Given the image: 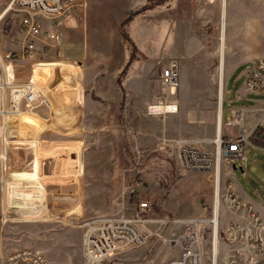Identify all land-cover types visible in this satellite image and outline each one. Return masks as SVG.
<instances>
[{"label":"rangeland","instance_id":"obj_1","mask_svg":"<svg viewBox=\"0 0 264 264\" xmlns=\"http://www.w3.org/2000/svg\"><path fill=\"white\" fill-rule=\"evenodd\" d=\"M5 7L0 0V77L13 80L1 92L9 100L13 86L33 82L45 102L36 113L0 114V137L5 120L10 138L0 148L7 155L0 160V264L23 249L50 264H88L85 224L135 220L142 203L149 204L141 214L144 243L100 264H164L180 253L188 219L206 220L205 264H214L217 185L223 229L230 179L250 201L264 203V153L248 149L243 171L222 161L217 182L214 171L183 170L160 143L204 139L213 152L220 103L225 120L233 108L264 103L245 88L252 61L264 58V0H85L55 26L59 46L40 43L34 59L24 60L20 17L4 16ZM171 60L180 68L169 97L178 112L151 116L148 107L165 101L159 64ZM238 132L222 125L223 140ZM227 260L221 245L216 264Z\"/></svg>","mask_w":264,"mask_h":264},{"label":"built area","instance_id":"obj_2","mask_svg":"<svg viewBox=\"0 0 264 264\" xmlns=\"http://www.w3.org/2000/svg\"><path fill=\"white\" fill-rule=\"evenodd\" d=\"M5 4L4 16L14 13L20 17L19 33L21 49L19 59H34L39 50V44L54 48L59 46L60 37L55 26L62 24L80 10L85 0H2ZM11 53L7 59H11ZM158 78L164 91V102L152 104L148 107L151 116H162L178 112L175 100L169 103V97H175L180 84L179 63L171 60L166 64H159ZM10 76V75H8ZM6 77V83L0 77V114L4 113H36L45 101L43 92L34 86L33 82L26 85L13 86L9 100L5 92L6 86H11V80ZM245 88L248 93L264 95V58L252 61L251 68L246 75ZM173 107L174 110L169 111ZM259 113L254 125L246 128V117L249 113L244 107L233 108L228 119L222 113V125L227 128H238L236 136L214 141V151L208 150L206 145L209 140L179 139L160 143V151H172L176 154L180 166L185 171H214L217 177L219 162L226 161L232 170L234 166L247 164V150L250 148L264 153V104L256 109ZM9 127L2 123L4 137H0L1 145H8ZM222 138V135H221ZM6 150L1 152L0 160L5 158ZM224 202L231 212L246 209V219L242 223L231 222L220 229V220L211 221L213 232V248H218L217 257L220 255L221 245L227 247L228 260L225 264H264V217L254 211L249 203H245L230 190V184L224 195ZM141 212L137 219L131 220L124 217H106L93 220L85 224V255L88 264H100L102 261L113 257L132 247L144 243L148 236L145 219L141 214L149 209L148 203L140 205ZM171 224L173 221H163ZM206 220H183L185 242L180 253L164 264H205V227ZM217 236V243L214 238ZM222 241V242H221ZM1 264H50L48 259L34 249H23L3 258Z\"/></svg>","mask_w":264,"mask_h":264},{"label":"crops","instance_id":"obj_3","mask_svg":"<svg viewBox=\"0 0 264 264\" xmlns=\"http://www.w3.org/2000/svg\"><path fill=\"white\" fill-rule=\"evenodd\" d=\"M237 99L238 100H242V97L241 96H237ZM263 104L264 103H259L254 108H246L249 111V113L247 115L250 116V118H249V128H251L254 125V123H255L258 115H259V113L256 111V109H258L259 107H262ZM223 116H224V111H223ZM221 135H222V133H221ZM225 137L229 138V136H226V135H225ZM250 149L257 150V149H253V148H250ZM257 151H260V150H257ZM229 184H230V190L233 191V193L238 197V199H240L241 201H244L245 203H249L252 206V208L254 209V211H256L262 217H264V206H263L264 203H261L260 205H257L255 203H253L252 201H250L246 197L244 191L242 189H240L238 186H236L231 179L229 180ZM225 211L227 213V215H226V225L230 224L231 222L242 223L246 219V213H247L246 209H242V210L236 211V212H231L227 208ZM219 220H220V218H218V221ZM217 261H218V258H217Z\"/></svg>","mask_w":264,"mask_h":264},{"label":"bare ground","instance_id":"obj_4","mask_svg":"<svg viewBox=\"0 0 264 264\" xmlns=\"http://www.w3.org/2000/svg\"><path fill=\"white\" fill-rule=\"evenodd\" d=\"M224 11H223V16H224ZM221 49H220V56H221V84H220V99L222 97V87H223V80H222V71H223V64H224V52H225V35L224 32H222L221 35ZM164 109H168L169 111L174 110L173 107H169V108H164ZM221 133H222V110H221V103L219 105V113H218V120H217V135H216V141L220 142L221 141ZM220 169H221V162H219L218 168H217V182L219 181V177H220ZM219 207H220V200H219V194H218V185L216 188V201H215V217H214V221L217 222L218 218H219ZM215 244L217 243V236H215L214 238ZM217 251L218 248L216 247V245H214L213 248V259H214V264H216V259L217 257Z\"/></svg>","mask_w":264,"mask_h":264},{"label":"water","instance_id":"obj_5","mask_svg":"<svg viewBox=\"0 0 264 264\" xmlns=\"http://www.w3.org/2000/svg\"><path fill=\"white\" fill-rule=\"evenodd\" d=\"M237 169H238L237 166H234V167H233V170H237ZM239 169H241V170L243 171V168H242V167H239Z\"/></svg>","mask_w":264,"mask_h":264}]
</instances>
